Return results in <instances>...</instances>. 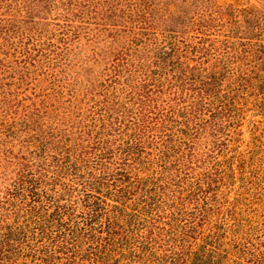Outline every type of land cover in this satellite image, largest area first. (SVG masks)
I'll return each mask as SVG.
<instances>
[{
  "label": "rangeland",
  "instance_id": "374dc122",
  "mask_svg": "<svg viewBox=\"0 0 264 264\" xmlns=\"http://www.w3.org/2000/svg\"><path fill=\"white\" fill-rule=\"evenodd\" d=\"M198 3L200 9L190 7L182 26L177 22L183 0H0V213L20 199L13 184L22 158L37 162L45 156V145H71L83 126L95 129L92 139L102 133V122H116L119 116L127 132L120 139L129 140L131 131L124 124L129 123L128 111L136 112L135 99L126 93L114 99L113 91L125 82L121 75L114 83V52L121 60H133L132 53L154 56L160 47L168 48L172 29L179 52L168 59L175 62L171 68L182 63L194 76L212 79L197 131L179 125L188 104L199 102L197 90L174 95L175 87L163 89L158 104L176 108L172 120L178 124L168 134L184 137L186 145L177 147L170 136L149 137L136 159L124 161L123 183L135 186L134 203L142 213L131 218L136 219L128 234L131 250L109 251L97 242L88 246L82 238L81 245L77 239L58 252L26 247L18 254L9 252V263L236 264L242 249L251 261L264 257V0ZM210 4L227 15L213 30L196 31L190 17L209 10ZM107 6L114 7L111 14ZM137 15L152 29L133 24L132 30L141 34L136 45L129 44L131 37L118 35L125 29L119 20ZM127 47L129 56L123 53ZM108 98L114 99L111 105ZM107 107H112L110 115ZM58 188L41 187L49 194ZM142 195L146 197L138 200ZM82 210L76 205L64 220L81 224Z\"/></svg>",
  "mask_w": 264,
  "mask_h": 264
},
{
  "label": "trees",
  "instance_id": "16d2710c",
  "mask_svg": "<svg viewBox=\"0 0 264 264\" xmlns=\"http://www.w3.org/2000/svg\"><path fill=\"white\" fill-rule=\"evenodd\" d=\"M38 1L48 2V0ZM198 2L199 0H183V4H188L189 7L184 8L183 4L179 7L181 22H177L178 25H184L185 20L191 14L190 7L193 6L197 11L200 9L201 4ZM107 7L106 13L111 14L114 7ZM196 13L198 12H193L190 17L192 26L196 31L205 32L213 30L217 26L215 24L218 21L223 22L227 15V12H224L216 4H210L209 10L202 9L200 13ZM118 17L123 18L122 15H118ZM119 22L124 24L125 29L118 32V35L124 33L131 37L129 44L136 45V36L141 34L132 30L135 24L140 25L139 29H152V24L143 21V17L140 15H137L134 20L128 18L127 21L119 20ZM142 25L144 27H141ZM168 30L171 32L169 36H166L167 38L165 37L169 41L168 48L160 47L159 53L154 56L148 55L145 59L132 53L133 60L125 58L121 60L119 52L112 54L117 60V62L112 60L114 83L119 81V76L125 75L122 87L112 93L114 99L119 98L123 93H126L129 98L135 99L136 112L129 110V114H126V118H128L126 120L129 123L124 124L126 131H131L129 140L120 139L127 132L122 129L123 122L118 120L119 116L114 117L116 122L109 120V123L102 122L100 125L102 133L96 132L92 139L91 135L95 129L90 132L91 126H83L78 130L77 137L71 145L67 146L64 142H57L52 147L45 145L41 153L45 156L39 155L42 158L37 162L22 158L13 184V189L20 193V199L17 203L11 204V208L5 213H0V264H12L8 262L10 260L9 252L18 254L25 247L26 250L38 253L46 250L58 252L59 248H68L66 246L77 239L81 245L82 238L85 239V244L87 243L88 246L97 242L109 251L110 248L118 247L123 251L131 250V236L128 234L134 228L136 221L131 218L138 217V214L142 213L139 212L138 205L134 203L137 196L135 186L123 183L126 176L123 174L126 171L123 168L124 161L136 159L135 155L142 151L145 140L149 137L163 140V137L170 136V141L177 143V147L186 145L184 137H175V133L168 134L178 124H176L177 122L173 123L172 120L176 119L174 111L176 108L170 104L171 107L168 106V109L165 110V108L161 109L158 104L162 99L165 86L170 90L171 87H175L174 95L178 94L177 90L181 91V94L184 91L197 90V95L194 98L199 102L192 101L191 104H188L189 111L182 116L183 120L179 123L184 129H196L197 131L202 121L199 118L200 112L203 107H207L205 105H209L202 103L209 101L208 92L210 89L208 86L212 82L210 77L207 78L209 81L196 77L183 69L182 63H177L175 68H171L175 62L168 59L174 58L179 52V45L175 37L177 35L172 36V33L176 31ZM131 49L132 52L134 46ZM126 51L123 53L129 56L128 47ZM174 81L177 84H174ZM114 99L109 100L108 98L107 102L110 104ZM107 109L106 112L110 115L112 107H107ZM124 113L122 111L121 117ZM85 127L89 128L86 137L83 138ZM98 135L100 136L98 137ZM135 182L142 188L146 185L139 179ZM50 185L60 188L51 189V194L46 189H41V187ZM62 197L66 199L64 203L59 202ZM143 197L146 195H142L138 200ZM107 199L117 204H110ZM76 205L82 206L83 210L79 217L83 220L81 224L73 225L70 221H65L64 217L68 210H73ZM143 212L147 213L148 211L144 209ZM31 241H39L40 244L39 246H28ZM59 244H63V246L59 247ZM239 255L236 264H264V257L259 255L251 261V254L245 249L239 250ZM189 264L214 263L195 260Z\"/></svg>",
  "mask_w": 264,
  "mask_h": 264
}]
</instances>
